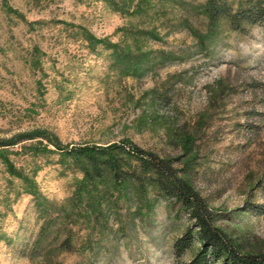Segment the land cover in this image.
I'll use <instances>...</instances> for the list:
<instances>
[{
    "label": "rangeland",
    "instance_id": "obj_1",
    "mask_svg": "<svg viewBox=\"0 0 264 264\" xmlns=\"http://www.w3.org/2000/svg\"><path fill=\"white\" fill-rule=\"evenodd\" d=\"M207 2L0 0V264L193 258L198 240L174 248L193 221L137 180L152 174L130 143L172 160L215 226L264 252L250 208L264 204V23L212 24ZM75 148H113L122 179L87 177Z\"/></svg>",
    "mask_w": 264,
    "mask_h": 264
},
{
    "label": "trees",
    "instance_id": "obj_2",
    "mask_svg": "<svg viewBox=\"0 0 264 264\" xmlns=\"http://www.w3.org/2000/svg\"><path fill=\"white\" fill-rule=\"evenodd\" d=\"M205 12L211 18L212 24L225 17L230 20L233 29L245 32L249 25L264 23V0H244L237 9L228 0H208ZM129 145L127 153L140 157L142 170L152 174L147 177L137 176V180L145 182L149 178L163 195L179 202L193 221L192 226L177 239L175 252L181 257L197 240L200 248L189 261L177 264H264V252H244L232 237L215 226L214 211L194 186L180 177L172 160L160 158L134 144ZM110 149L113 148H100L99 151L75 148L69 152L83 155L92 164L93 169H85L87 177L100 176L103 174L102 168L108 167L115 171V178L120 180L124 173L119 170V161ZM250 208L256 214H264V204L251 203Z\"/></svg>",
    "mask_w": 264,
    "mask_h": 264
}]
</instances>
